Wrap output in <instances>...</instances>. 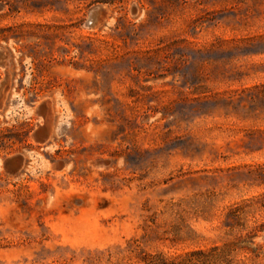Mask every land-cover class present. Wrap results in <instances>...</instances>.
Wrapping results in <instances>:
<instances>
[{
  "label": "rangeland",
  "instance_id": "374dc122",
  "mask_svg": "<svg viewBox=\"0 0 264 264\" xmlns=\"http://www.w3.org/2000/svg\"><path fill=\"white\" fill-rule=\"evenodd\" d=\"M2 29L0 264H264V0H0Z\"/></svg>",
  "mask_w": 264,
  "mask_h": 264
},
{
  "label": "water",
  "instance_id": "95a60500",
  "mask_svg": "<svg viewBox=\"0 0 264 264\" xmlns=\"http://www.w3.org/2000/svg\"><path fill=\"white\" fill-rule=\"evenodd\" d=\"M105 14V10L101 4H98L94 6L90 10L89 18L86 22L87 26H92L96 21H98L103 15ZM7 59H8V52L5 48H0V67H4L7 65ZM8 87V76H6L3 80L0 81V100L4 96V93ZM14 107L12 110L16 107H19V101H16V103L13 105ZM47 104L42 103L38 106V113L45 115L47 111ZM47 133V128L45 126H40V128L37 131V136H45ZM24 158L23 156H15L13 158H10L5 161L6 166H10L12 168H19L21 164L23 163ZM264 239V234H263Z\"/></svg>",
  "mask_w": 264,
  "mask_h": 264
},
{
  "label": "trees",
  "instance_id": "16d2710c",
  "mask_svg": "<svg viewBox=\"0 0 264 264\" xmlns=\"http://www.w3.org/2000/svg\"><path fill=\"white\" fill-rule=\"evenodd\" d=\"M5 29H2L0 31V37H2L5 40H8L9 35L4 32ZM123 251H130L134 252L133 249L130 248H124L121 249ZM144 253V254H143ZM143 254V255H142ZM112 253H109L110 258L112 257ZM182 255L178 256H166L163 253H156V254H151V253H145L141 252L136 253L134 257L136 260H132L133 256L132 255H124L123 257L119 258L117 261V264H184V259H180ZM128 257V258H126Z\"/></svg>",
  "mask_w": 264,
  "mask_h": 264
},
{
  "label": "bare ground",
  "instance_id": "6f19581e",
  "mask_svg": "<svg viewBox=\"0 0 264 264\" xmlns=\"http://www.w3.org/2000/svg\"><path fill=\"white\" fill-rule=\"evenodd\" d=\"M97 22V21H96Z\"/></svg>",
  "mask_w": 264,
  "mask_h": 264
}]
</instances>
